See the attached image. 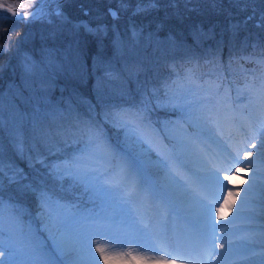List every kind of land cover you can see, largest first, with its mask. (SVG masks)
<instances>
[{
    "label": "rangeland",
    "instance_id": "374dc122",
    "mask_svg": "<svg viewBox=\"0 0 264 264\" xmlns=\"http://www.w3.org/2000/svg\"><path fill=\"white\" fill-rule=\"evenodd\" d=\"M3 1L15 5L21 0ZM37 1L26 0L31 5ZM64 1L45 0L46 5L41 8V18L33 21L30 16L26 17L27 23L18 21V18L0 16V49H7L0 51V118L3 119V125L0 126V159L8 153V141L19 143L22 150L38 154L49 152L55 147L60 149L58 156L64 155L59 161L62 164L58 171L60 175L67 177L60 185V190L69 192L74 186L80 185L81 189L87 192L86 204L96 203L94 206L101 207L105 213L94 211L89 214L82 210V207L79 211L72 210L65 205L67 199L61 192L44 207L32 205L31 202L36 197V187L33 185L38 179L32 180L30 173L21 169L19 161L16 160L17 164L14 167L19 171L14 176H18L19 179L12 192L18 193V197L12 198L14 205H11L9 211L4 213L3 209L0 210V239L4 241L0 260L5 261V264H16L18 261L33 258L52 259L56 264H68L60 252L53 251L58 239L71 237V240H67L68 243L77 242L82 235L87 234L89 226L100 227L108 223L119 224L120 221L129 222L131 219L143 218L146 205H150L152 201L167 200L171 207L176 205L172 209L185 211L182 210L183 204L190 200L191 196L182 195L179 191L171 197L166 195L175 190L176 185L173 180L174 174L159 165L161 160L167 161L172 152L165 139V133L176 142L181 138L192 141V144L186 141L188 151L185 157L197 171L186 168L184 163L176 165L173 169L184 177L192 188L199 191L201 185L198 177H206L213 165L223 166L221 160L216 157L221 148L217 149L204 143L205 131L208 128L212 131H222L224 142L236 146L241 141L245 129L230 133L227 124L234 121L232 117L238 114L239 120L245 122L247 117L255 119L264 113V100L246 98L244 93L245 88L253 91L260 88L264 80V71L260 76L251 74L252 82L251 79H247L242 87L233 90L232 95L236 100L239 96L240 107L232 111L231 106L229 111L232 113L229 115H224L217 106L219 95L213 91L215 99L211 101L206 99L209 95V86L204 91L195 83L196 77H193L191 81L182 85L184 86L182 92L177 88L170 94L169 99L173 100L170 105L167 98H160L159 90L152 96L146 95L141 105L151 115L144 117L146 122L134 123L128 119L127 122H122L121 127L120 120L112 121V132L110 128L109 131L118 140L116 142L108 136L98 135L90 142H83L74 150H70L68 145H55V140L48 138L54 127L82 120L83 116H87V112H94L92 92L101 101V107H105L106 100H112L114 97L117 102L124 103L122 110L128 116L132 115V109L128 106L133 104L128 101L129 92L120 94L114 88L113 81L121 80L123 76L133 79L135 83L142 81L143 77L151 79V89L155 81H159L157 76L163 73V70L166 75L171 73L165 69L168 64L177 68L175 62L182 54L203 52L205 62L208 63L210 60L207 56L222 52V48L217 45L223 41H229L230 51L239 49L238 53H243L246 61L264 63L263 55L247 53L249 47L255 48L259 45L260 35L254 32L248 35L237 32V27L245 26L248 30V25L237 20L232 21L229 23L231 27L229 29L222 27L220 35L217 36L214 26H205L201 22L197 23L194 16H187L186 13L200 7V0H171L172 9L166 12L175 14L176 18L164 20L159 17L153 28H144V25L132 18L125 22L111 19L108 21L109 18L104 17L99 8L93 9L90 14L82 7L80 12L67 10V5H62ZM158 1L160 6L166 0ZM234 1L226 3L230 9V16L238 17L239 11L244 10L245 5L252 8L247 0L236 4ZM72 3L75 1H70V4ZM138 4L139 7L145 8L150 2L145 4L141 1ZM126 6L125 10L130 8V4L126 3ZM131 10L135 12L139 9L134 7ZM57 11L63 14V18L55 15ZM257 11H264V6L259 5ZM162 14L166 15L164 11H160V15ZM198 46L204 48L197 51L195 47L199 49ZM186 49L188 50L183 51ZM236 52L231 53L235 55ZM193 69L194 66L186 68V74L194 73ZM141 70L142 73L139 74L137 71ZM181 71L176 70L178 77ZM210 72L223 73L219 68H213L208 71ZM228 79L231 80V77ZM218 83H223L225 88L229 87L227 80ZM237 89L240 91L237 92ZM160 107L168 111L160 113ZM217 107L222 121L218 127L215 124L219 120V113L215 111ZM172 109L180 111V114H170ZM185 110L200 119L193 121L186 118ZM153 115H157L156 119L160 121L162 129L152 121ZM191 123L200 129L203 128L204 131L200 130L197 133L192 131L189 126ZM199 136H202L203 142L201 139L197 140L196 137ZM39 140L43 143L40 146L36 144ZM47 141L50 144H47ZM117 149L123 154L127 153L125 159L128 160L124 165L120 163L122 158L117 155ZM126 165L142 169L144 176L151 183H145L135 172L127 171ZM121 166L120 174L117 175L118 171L115 170ZM170 167L172 168V165ZM235 167L244 170L220 173V179L227 185L229 191H225L223 193L225 199L218 202V206L225 204L227 211L234 216L244 197V190L252 183L253 175V171L244 163H239ZM148 168L158 173L162 180L159 186L154 183ZM41 179L47 180V175ZM106 182L120 186L109 190V184ZM262 183L264 180L258 178L257 186L250 195L252 204L246 206L241 218L231 226L236 233L247 238L241 241L242 246L248 247L250 255L259 260L264 249L252 241L255 238V230L264 221L257 219L249 222L247 217L252 212L257 216L261 213L262 191L259 186ZM43 192L45 195L49 194L45 190ZM225 200L227 203L230 201L229 206ZM7 201L4 198L2 204H6ZM35 206L44 208V211L36 209L38 210L35 211L36 223L33 219L27 220L23 210ZM65 206L68 208L65 209ZM177 213L181 215L180 212ZM218 215L221 216V213H217V218ZM197 217L198 215L195 216ZM232 219L231 217L229 221ZM161 224L164 225L165 221L161 220Z\"/></svg>",
    "mask_w": 264,
    "mask_h": 264
},
{
    "label": "trees",
    "instance_id": "16d2710c",
    "mask_svg": "<svg viewBox=\"0 0 264 264\" xmlns=\"http://www.w3.org/2000/svg\"><path fill=\"white\" fill-rule=\"evenodd\" d=\"M3 1V0H0ZM72 0H65L62 5H67V10H77L80 12V8L87 9V13L90 14L93 9H98L103 12L104 17L109 18L108 21L115 20L117 22H125L127 19L132 18L135 19L138 23L144 25V28H153L158 22L157 19L162 17V19H175L176 15L170 12L172 6H170L171 0H166L160 6L158 4V0H151L152 3L158 5V7L152 8L146 6L145 8L139 7L138 3L143 1L150 2V0H74L75 3L70 4ZM231 0H200L201 5L198 8H194L193 12L186 13L187 16H194V20L198 23L201 22L205 26L211 27L214 26L217 32V36L220 35V29L231 27L232 21H240L246 25H248V30L246 27H237V32L239 34L248 35L250 32H254L260 35L259 45H256L255 48L249 47L248 52L252 53H264V11H257L259 5L264 6V0H247L252 6L249 8L248 5H245L244 10L239 11V15L237 17L230 16V9L227 2ZM243 0H235L233 3L236 4L238 2H242ZM96 4H95V3ZM204 2V3H203ZM69 3V5H68ZM126 3L130 4V8H127ZM253 3V4H252ZM88 4H91L88 6ZM93 5V6H92ZM88 6V7H86ZM134 7H138L139 10L133 11ZM110 10L117 13V17L113 18L110 14ZM160 11H164L166 15H160ZM257 11V13H255ZM233 14V10H231ZM87 16V15H86ZM188 29V28H186ZM189 30V29H188ZM229 41H223L218 43L217 47L222 48V52L220 54H214L207 56L210 62H205V55L203 52L199 54L195 53L192 55H181L175 62L177 63V68H173L170 64L165 68L170 71L169 75L166 73H161L158 77L159 81L156 80L155 83L151 86V79H147L143 77L138 83H135L133 79H127L125 76L121 78V80H116L114 82V88L120 94L128 93L130 94L129 100L134 104V109L137 112H140L139 115L142 117L151 116L147 111L142 109V99L146 97V95L152 96L155 92L159 90L161 95V99L167 98L168 105H170L173 100L169 99L170 94L180 88V92H182L181 80L178 78L176 74V70H182L184 67H190L194 65L196 76L199 78L201 82L204 84L208 82L209 75H215V73H208V71L213 68H221L224 70V74L222 76L216 75L213 83H218L227 79V76L231 74L234 75L235 81H229L231 87L235 86L238 81L243 80L241 72V67H249L253 66V62H248L243 58V53H238L239 49L234 50L236 52L233 55L230 51ZM237 44V43H236ZM240 45V44H238ZM195 47L197 51L202 50L203 48L198 46ZM183 50V51H187ZM195 50V51H196ZM180 54V53H179ZM178 54V55H179ZM183 56V57H182ZM139 74L141 71H137ZM171 74V75H170ZM178 82V84H177ZM179 90V89H178ZM232 90V89H231ZM92 91V90H90ZM92 104L95 107L94 112H87V116H83L82 120L71 121L69 124H65L64 126H56L52 129L51 133L48 134V138H53L54 144H62L68 145L71 149L74 150L77 146H80L83 142L90 141L97 134H106L109 136L116 138L113 134L110 133L112 121H116L118 119L123 118V112L120 110V106L124 103L117 102L112 97V100H106L105 107H101V101L98 100L97 95H94V92L91 93ZM158 99L159 97H155ZM169 99V100H168ZM111 104H113L111 106ZM161 112H166L168 109L160 107ZM159 111H157V115H159ZM170 114H180V111L176 109H172ZM157 115L152 116V120L156 123H159L156 119ZM121 117V118H120ZM110 128V131H109ZM116 131V128H114ZM40 137V136H39ZM17 144V143H16ZM8 141V153L3 155L2 159H0V166H2V170H0V200L2 201L4 198L8 200L7 203H3L0 210L3 209L4 213L9 211L13 199L18 197V193L12 192L13 188L16 186L15 183H18V176H14L18 171L15 170L14 167L19 161L21 169L27 170L30 173V177L32 180L38 179V181H34V185L36 187L35 191V199L33 200L32 205L46 206L48 202L53 201V197H56L60 194V192L66 197L67 203L71 206L76 207H85L87 192L81 189V186H74V188L69 192H63L60 190V185L66 181L67 177L65 175L59 174L58 169L61 168V164L59 161L63 157L64 154L58 156V152L60 149L56 148L52 149L49 152H43L41 154L33 153L31 151L22 150L17 148V145ZM37 145H42V140H39ZM47 144H50L47 141ZM4 145V144H3ZM79 155H77L78 157ZM76 158V157H75ZM73 158V160L75 159ZM7 162V163H6ZM7 165V166H5ZM7 167V168H6ZM6 168V169H5ZM40 174V175H38ZM47 175V180H42L41 177ZM50 176L52 178H50ZM70 178V177H69ZM40 180V181H39ZM57 183V184H56ZM27 184V183H26ZM53 187V188H52ZM60 187V188H59ZM49 192L48 195H45L43 191ZM79 192V193H78ZM22 208V207H21ZM38 207H27L25 210V214L34 215L33 213L36 211ZM86 209V208H83ZM21 212V211H20ZM32 213V214H31Z\"/></svg>",
    "mask_w": 264,
    "mask_h": 264
},
{
    "label": "snow or ice",
    "instance_id": "6c2138e0",
    "mask_svg": "<svg viewBox=\"0 0 264 264\" xmlns=\"http://www.w3.org/2000/svg\"><path fill=\"white\" fill-rule=\"evenodd\" d=\"M40 3L43 4L44 0H40ZM31 3H20V4H7L0 3V9H4L6 12L12 14L18 18V21L28 22L25 18L31 17V19L37 20L42 16V9L36 8L35 11L29 13L27 11L23 13H18L16 11L19 9H26L31 7ZM150 7H158L155 3H152L150 0ZM110 14L113 18L117 17V13L110 10ZM57 17L63 18V14L59 11L55 13ZM0 51H7V49H0ZM264 59V58H262ZM223 90L224 97L222 100H218L217 103H222L224 107H227L231 101L232 90L231 86L225 88L223 83H212L209 85V95L206 97L208 100H213L212 92L219 94ZM240 90L237 89V92ZM244 93L246 98H260L264 100V80H262L260 88L256 91L245 88ZM239 101V96L237 97V102ZM235 111V109H232ZM184 116L193 121L199 120L200 117L193 116L191 113L185 110ZM235 119V117H232ZM3 125V119L0 118V126ZM218 127V125H217ZM245 131L242 133L241 141L233 146L230 143L220 141L219 144L223 145L220 152L216 153V157L219 158L223 166L217 167L213 165L208 172L206 177H198L201 190L192 188L190 183L179 173H176L172 169L169 163L166 160H161L159 162L160 167L164 170H167L169 173H173V180L176 185L175 190L166 193L170 197L175 195L176 191H179L182 195L191 196L197 205V224H196V234H195V247L198 249L197 254L182 256L179 258L190 260L196 262V264H237V261L233 258L235 256V249L232 240L229 238L227 232L220 231L231 227L236 223V221L241 218L242 213L244 212L246 206L252 204L250 200V195L254 191V188L257 186V179L260 178L264 180V113L261 116L250 119L248 122L241 125ZM201 131H204L201 128ZM219 133L213 132L211 129L207 130V137L205 142L213 140V137ZM213 142H216L213 140ZM178 152H182L187 147V142L181 138L177 140V144L174 146ZM17 148H20V144H17ZM254 150V151H252ZM211 164V161H209ZM239 163H244L245 166L253 171L251 176L252 183L249 184L248 188L244 190V197L236 210V215L233 217L232 221H229L228 224H220L217 220V213L222 214V207L218 206V202L224 200L223 193L229 191L227 185L223 183L220 179V173L225 171H243V168H236L235 165ZM2 170V166H0ZM126 170L130 172H135L136 175L143 180L145 183H151L143 174V170L136 168L131 165H126ZM178 178V179H177ZM227 177H225L226 179ZM109 184V190L111 188H118L119 184ZM262 191V198L260 203L261 213L257 216L252 212L247 219L249 222H254L257 219L264 221V183L260 186ZM225 203L227 201L225 200ZM0 207H2V201H0ZM127 227L135 228L141 234L147 235L149 232V225L144 224L143 221L130 220L126 223ZM99 235L105 236L107 240L110 241L109 247H104L100 245H94V235L85 234L82 235L78 240V248L76 259L73 261V264H100V261L103 260V264H109V261L119 262V264H157V258L154 256L147 255L150 251H159L161 249L156 248L154 245L140 243L135 241L138 244V249L127 248V244L130 241L122 239L118 234L113 232L102 231ZM253 243L259 244V246L264 249V223H262L257 230L254 232ZM192 237H189L186 241L188 246H192ZM165 243L168 241L165 239ZM179 243V242H178ZM227 245V249L225 248ZM117 248H127V251H116ZM219 248V251H217ZM4 250V241L0 239V251ZM64 250V244L61 239H58L55 243L54 252H61ZM39 251V249H37ZM99 253V256L96 255ZM200 253H203V259L200 256ZM171 255V253H168ZM255 255V253H253ZM176 258V257H174ZM242 259L248 261V264H264V253H262V258L259 261H252L247 256L242 257ZM0 264H5V261L0 260ZM16 264H56L55 260L52 259H43L37 260L35 258L30 260H22L16 262Z\"/></svg>",
    "mask_w": 264,
    "mask_h": 264
},
{
    "label": "bare ground",
    "instance_id": "6f19581e",
    "mask_svg": "<svg viewBox=\"0 0 264 264\" xmlns=\"http://www.w3.org/2000/svg\"><path fill=\"white\" fill-rule=\"evenodd\" d=\"M229 202L230 201H228L227 203L228 206ZM150 203V205H146V208L144 210L145 213L142 215L143 218L134 219L137 221H143L144 224L149 225V232L147 235L141 234L135 228L125 226L126 223H128L126 221H120L119 224L108 223L105 226L100 227L97 225H92L89 226L87 234L94 235V245H100L106 248L110 246V244L108 243L110 241L107 240L105 236L99 235V233L102 231L116 233L122 239L130 241L127 244V248L138 249V244L135 241L154 245L156 248L161 250L150 251L147 253V255L156 257L157 264H196V262L194 261L179 258L191 254H184L178 251H174V249L180 247L181 243L176 244L172 240V235L176 236L177 238L180 237V239L186 240V238L194 236L193 234H196L197 218H195V216L198 215V212L195 200L191 198L185 204H183L184 206L182 207V210L185 211L178 210L177 208V210L172 209L167 200L165 201L160 199L156 202L152 201ZM173 206L175 207V204ZM219 206L222 207V214L221 216L218 215V223L227 224L231 217H234V215L230 214L227 211V207L225 204ZM177 211L180 212L181 215H179ZM161 220L165 221L164 225L161 224ZM222 231L227 232L229 234V238L233 242L235 249V256L233 258L237 261V264H248V261L242 259V257L245 256H247L252 261H259V258L250 255L248 247L242 246L241 241L247 239L245 236H240V234L236 233L231 227L222 229ZM162 233H168L171 240L169 239V236L165 237L162 235ZM73 239L76 240V237L73 236ZM165 239L168 241V243L164 242ZM67 240H71V237H65L64 239H62L64 250L61 251L60 254L66 259L69 264H73V261L77 256L76 249L78 248L79 244L78 241H71V243H68ZM127 248H118L115 250L127 251ZM225 248L227 249V245H225ZM138 250L143 251L142 249ZM164 250H169V252L172 251L171 255L173 259L167 257L165 258ZM217 251H219V248H217ZM96 255L99 256V253H96ZM201 258L203 259V257ZM100 264H103V260L100 261ZM109 264H113V262H111L110 260ZM115 264H119V262H115Z\"/></svg>",
    "mask_w": 264,
    "mask_h": 264
},
{
    "label": "water",
    "instance_id": "95a60500",
    "mask_svg": "<svg viewBox=\"0 0 264 264\" xmlns=\"http://www.w3.org/2000/svg\"><path fill=\"white\" fill-rule=\"evenodd\" d=\"M43 4H41L40 2L33 8L29 11V13L33 12L36 10V8H40Z\"/></svg>",
    "mask_w": 264,
    "mask_h": 264
}]
</instances>
